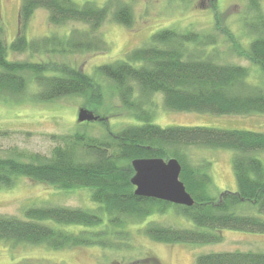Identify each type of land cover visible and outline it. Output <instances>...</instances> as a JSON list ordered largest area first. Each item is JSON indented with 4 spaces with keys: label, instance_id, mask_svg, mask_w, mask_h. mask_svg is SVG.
Returning <instances> with one entry per match:
<instances>
[{
    "label": "trees",
    "instance_id": "16d2710c",
    "mask_svg": "<svg viewBox=\"0 0 264 264\" xmlns=\"http://www.w3.org/2000/svg\"><path fill=\"white\" fill-rule=\"evenodd\" d=\"M108 0L102 7L86 0H21L19 29L10 49L15 53L50 50L61 54L103 52L107 43L99 29L109 19L127 28L134 25L133 13L126 3ZM255 14L250 25L258 36L242 56L259 66L264 75V0H247ZM199 7L212 9L215 27L216 0H200ZM49 13L51 26L69 22L85 24L89 30L74 29L67 37L46 36L29 42L26 31L36 10ZM1 31V30H0ZM229 34V32L226 30ZM217 43L214 34L164 29L152 36L151 43L126 54L125 60L102 65L99 72L115 83L123 106L143 124L127 126L118 133L100 138L90 134L51 135L58 144L45 160L38 153L26 154L13 149L0 156V187H12L20 176L52 185L62 190L88 188L99 206L84 209L53 205L28 208L24 219L0 215V241L43 245L61 250L99 246H128L132 237L130 221L142 222L153 213L175 206L177 212L191 219L197 228L182 229L150 223L145 233L165 244H215L223 241L225 229L264 233V164L254 156L264 151V133L226 130L204 126L160 127L141 109L144 99L161 93L167 109L213 115L264 114V86L250 81L251 70L236 64H222L208 57L206 51ZM8 46L0 38V98L19 100L36 84L39 101H54L67 96H90L95 80L90 75L64 63L61 72L49 75L50 62L11 61ZM61 73V74H60ZM82 109V108H81ZM97 120L101 116L91 111ZM16 132L0 133L8 136ZM1 136V135H0ZM5 136V137H6ZM194 148H220L235 152L233 169L236 192L224 191L211 197V162L195 165ZM175 158L182 166L180 180L195 203L191 207L142 198L131 183L135 159ZM25 159V160H22ZM80 227L78 231L67 227ZM23 264H33L26 262ZM134 264H161L154 256ZM196 264H264V252H221L202 254Z\"/></svg>",
    "mask_w": 264,
    "mask_h": 264
},
{
    "label": "rangeland",
    "instance_id": "374dc122",
    "mask_svg": "<svg viewBox=\"0 0 264 264\" xmlns=\"http://www.w3.org/2000/svg\"><path fill=\"white\" fill-rule=\"evenodd\" d=\"M83 4L86 0H75ZM102 7L108 0H90ZM130 6L134 25L131 28L116 23L111 16L99 29L108 45L103 52L61 54L56 51L28 50L15 53L10 49L19 29L21 0H0V38L8 46L11 61L50 62L49 75L61 72L64 63L90 75L95 80L92 95L67 96L54 101H39L35 94L36 84L19 100L0 98V133L16 132L8 136L0 134V156L9 155L13 149L26 154L41 155L45 160L52 156L58 144L51 135L90 134L109 138L108 134L118 133L127 126L143 124L136 120L123 106L115 83L99 72L102 65L125 60L126 54L151 43L152 36L164 29H174L181 33L196 31L214 34L217 43L210 46L205 56L222 64H236L250 68V81L264 86V75L247 57L244 50L258 34L253 27L255 14L248 7L247 0H216L220 16L218 30L212 9L199 7L200 0H119ZM89 30L82 23L69 22L54 27L49 23L47 10H36L29 23L26 36L29 42L46 36L67 37L72 30ZM229 32V34L226 32ZM61 74V73H60ZM142 103L141 109L151 116V122L160 127L204 126L226 130H249L264 133V114L213 115L197 112H179L166 108L163 95L155 93ZM95 111L101 120L78 122L79 110ZM6 136V137H5ZM195 165L211 162L212 182L208 187L211 197H218L224 191L236 192L237 181L233 169L235 152L220 148H194L191 151ZM264 164V151L254 153ZM25 160V159H22ZM53 205L96 209L98 204L91 198L88 188L62 190L52 185L34 182L20 176L12 187H0V215H13L24 219L28 208ZM252 214L264 218L256 209ZM182 229H194V222L179 214L175 206L164 212L153 213L142 222L130 221L131 239L128 246L102 248L99 246L54 250L43 245L0 241V264H134L148 256L156 257L161 264H196L202 254L221 252H264V233L225 229L223 241L215 244L174 243L165 244L152 240L145 228L150 223ZM80 227L69 226L67 230L78 231Z\"/></svg>",
    "mask_w": 264,
    "mask_h": 264
},
{
    "label": "water",
    "instance_id": "95a60500",
    "mask_svg": "<svg viewBox=\"0 0 264 264\" xmlns=\"http://www.w3.org/2000/svg\"><path fill=\"white\" fill-rule=\"evenodd\" d=\"M97 120L91 111L80 109L78 122H94ZM134 175L131 183L135 194L142 198H153L180 206L191 207L195 200L180 180L182 166L175 158L135 159L132 161Z\"/></svg>",
    "mask_w": 264,
    "mask_h": 264
},
{
    "label": "bare ground",
    "instance_id": "6f19581e",
    "mask_svg": "<svg viewBox=\"0 0 264 264\" xmlns=\"http://www.w3.org/2000/svg\"><path fill=\"white\" fill-rule=\"evenodd\" d=\"M90 111V110H89Z\"/></svg>",
    "mask_w": 264,
    "mask_h": 264
}]
</instances>
